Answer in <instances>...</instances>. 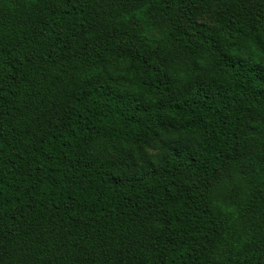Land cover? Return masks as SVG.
<instances>
[{
	"label": "trees",
	"instance_id": "1",
	"mask_svg": "<svg viewBox=\"0 0 264 264\" xmlns=\"http://www.w3.org/2000/svg\"><path fill=\"white\" fill-rule=\"evenodd\" d=\"M0 264H264V0H0Z\"/></svg>",
	"mask_w": 264,
	"mask_h": 264
}]
</instances>
